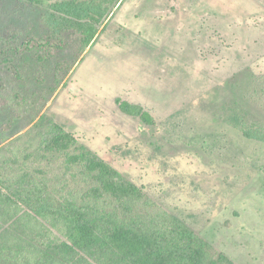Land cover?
Listing matches in <instances>:
<instances>
[{
  "label": "rangeland",
  "instance_id": "rangeland-1",
  "mask_svg": "<svg viewBox=\"0 0 264 264\" xmlns=\"http://www.w3.org/2000/svg\"><path fill=\"white\" fill-rule=\"evenodd\" d=\"M58 1L0 0V165L36 152L44 115L215 255L264 264V144L217 116L238 100L264 120L242 96L264 74V0H125L94 45L66 32L61 50L46 45ZM118 97L155 125L122 113Z\"/></svg>",
  "mask_w": 264,
  "mask_h": 264
},
{
  "label": "trees",
  "instance_id": "trees-1",
  "mask_svg": "<svg viewBox=\"0 0 264 264\" xmlns=\"http://www.w3.org/2000/svg\"><path fill=\"white\" fill-rule=\"evenodd\" d=\"M124 1L52 3L45 14L46 45L61 50L71 32L84 48L91 47ZM9 51L13 47L3 54ZM242 96L264 110V74ZM116 104L122 113L155 125L143 106L120 97ZM222 109L217 116L227 125L264 144V120L252 107L235 100ZM36 125V152L0 165V264H235L224 253L215 255L210 242L63 125L44 115Z\"/></svg>",
  "mask_w": 264,
  "mask_h": 264
}]
</instances>
